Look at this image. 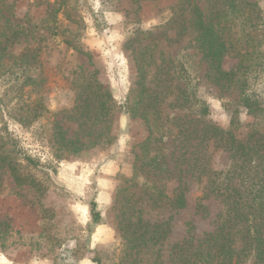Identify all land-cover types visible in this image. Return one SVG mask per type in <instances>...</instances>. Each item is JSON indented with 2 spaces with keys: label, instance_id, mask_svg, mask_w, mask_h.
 Segmentation results:
<instances>
[{
  "label": "rangeland",
  "instance_id": "1",
  "mask_svg": "<svg viewBox=\"0 0 264 264\" xmlns=\"http://www.w3.org/2000/svg\"><path fill=\"white\" fill-rule=\"evenodd\" d=\"M194 3L216 16L214 0H0V143L22 179L0 161V264H178L191 237L222 224L210 177L235 159L212 139L201 148L202 129L264 136V116L240 107L231 128L238 92L204 75ZM185 53L202 70L189 86L176 72ZM252 74L246 90L264 101V64ZM181 188L176 209L168 196ZM145 229L163 231L146 243Z\"/></svg>",
  "mask_w": 264,
  "mask_h": 264
},
{
  "label": "trees",
  "instance_id": "2",
  "mask_svg": "<svg viewBox=\"0 0 264 264\" xmlns=\"http://www.w3.org/2000/svg\"><path fill=\"white\" fill-rule=\"evenodd\" d=\"M212 4L217 6V11L216 16L210 18L201 6L196 3L192 6L193 47L205 60L207 67L204 75L207 79L222 85V88L226 85V91L237 90V97L229 101L234 104L226 105L228 108L231 106L230 126L236 129L240 124V107L245 108L254 119L264 116V101L258 93L246 90L252 72H258L264 64V14L257 0H214ZM245 31L249 35L245 43L231 47L235 40L238 42L245 36ZM53 34L59 35L57 32ZM65 42L91 60L90 53L74 40L67 38ZM231 50L236 52L238 63L236 68L225 71L224 60ZM193 55L183 54L176 65L179 79L188 86L201 70ZM186 93L187 102L190 94ZM201 102L199 112L206 116L207 104L203 99ZM202 131L201 148L212 139L217 147L230 151L235 161L225 170L213 172L210 177L212 192L219 195L224 203L222 224L197 245L193 244L191 237L183 247L178 264H243L249 260L253 264H264V136L254 131L246 139H241L233 131L213 124L206 125ZM0 149H3L0 151V161L10 169L17 183L22 182L17 164L9 156L3 155L5 146L1 143ZM206 168L204 165L203 171ZM168 198L176 209L184 208L187 204L184 188ZM92 212L94 220L99 221L101 215L95 211V202L92 203ZM162 231L145 229L140 235L145 237L141 240L146 243L154 241ZM94 261L100 264L99 259L95 258Z\"/></svg>",
  "mask_w": 264,
  "mask_h": 264
}]
</instances>
